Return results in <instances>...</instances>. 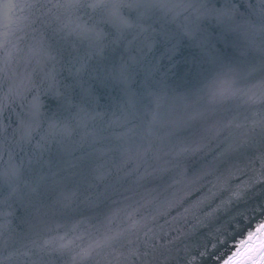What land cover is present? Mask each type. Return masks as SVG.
<instances>
[{"label":"snow or ice","instance_id":"snow-or-ice-1","mask_svg":"<svg viewBox=\"0 0 264 264\" xmlns=\"http://www.w3.org/2000/svg\"><path fill=\"white\" fill-rule=\"evenodd\" d=\"M0 18V264H264V0Z\"/></svg>","mask_w":264,"mask_h":264},{"label":"water","instance_id":"water-1","mask_svg":"<svg viewBox=\"0 0 264 264\" xmlns=\"http://www.w3.org/2000/svg\"><path fill=\"white\" fill-rule=\"evenodd\" d=\"M4 21L2 20V18H0V30H2V25H3ZM194 195V193H193ZM251 222L252 226L250 228L247 227V225ZM234 228L237 229L238 231L243 232L242 235L237 234L235 231H232L230 229V233L231 235L227 238V246H220V251L224 252V251H228L229 249L235 251L237 250V245L239 244V242L241 240H246L247 239V231H255L256 228V221L254 219H250L246 218L244 219L241 223L234 225ZM247 229V230H245ZM232 236H235V239L232 238ZM258 241V238H257ZM211 250V249H210Z\"/></svg>","mask_w":264,"mask_h":264}]
</instances>
